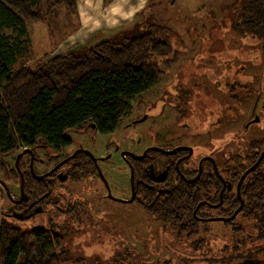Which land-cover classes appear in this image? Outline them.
<instances>
[{"label": "rangeland", "instance_id": "rangeland-1", "mask_svg": "<svg viewBox=\"0 0 264 264\" xmlns=\"http://www.w3.org/2000/svg\"><path fill=\"white\" fill-rule=\"evenodd\" d=\"M76 2L74 10L64 2L48 8L43 1L42 19H26L28 33L16 69L34 66L56 55L80 53L105 39L121 41L147 24L168 30L176 61L156 84L134 99L132 111L115 131L101 134L95 132L94 125L86 132L68 131L73 143L63 150L60 157L65 158L60 162H66V156L76 146H85L101 157L99 168L112 194L125 198L131 194L130 168L119 148L139 151L150 135L160 129L166 141L177 137L170 143L193 146L196 165L201 156L212 154L221 162L230 153H244L252 140L264 141V121L252 123L244 133L243 123L249 119L256 96L244 90L264 87V47L234 28L243 0ZM237 85L243 90L229 91ZM145 115L147 118L143 120ZM140 119L137 125H129ZM37 151L40 156L46 153L45 149ZM36 167L44 171L51 166ZM91 178L71 184L65 192L69 201L85 199L88 203L84 230L70 234L69 244L74 257L84 258L86 264H239L241 256L230 261L223 259L229 258L231 252L223 247L251 236L252 230L255 233L254 224L249 223L245 233L233 236L224 221L208 219L211 230L207 234L179 237L176 230L163 226L136 201L110 198L103 180ZM2 181L12 197L21 195V184ZM5 189L0 182L2 212L13 206ZM52 210L55 207L12 221L23 228H49L66 222L65 217L53 216ZM208 212L218 213L214 209ZM236 222L247 221L239 215ZM74 224L78 223L73 221ZM255 245L246 244L243 251L249 252L254 260H264V238H259ZM115 255L122 259L114 261Z\"/></svg>", "mask_w": 264, "mask_h": 264}, {"label": "trees", "instance_id": "trees-1", "mask_svg": "<svg viewBox=\"0 0 264 264\" xmlns=\"http://www.w3.org/2000/svg\"><path fill=\"white\" fill-rule=\"evenodd\" d=\"M43 1L48 3V8L64 2L77 9L76 0H0V177L14 185L21 184L15 166L17 153L26 148L35 151L46 147L54 152L50 160L55 161L60 156L55 152L72 142L68 131L95 125L100 133L113 132L129 116L134 99L156 84L176 61L168 30L147 24L121 41L105 39L80 53L68 52L16 69L28 33L26 19H42ZM234 28L264 47V0H243L240 19ZM256 147L261 149L260 145ZM259 149L252 157L242 159V171L258 156ZM89 159L87 154L79 153L62 167L64 175L60 168L49 176L39 177L31 173L29 161L21 158L28 206L36 201L35 207H55L52 215L65 217L66 222L49 228H23L12 218L31 217L32 210L17 205L21 208L17 211L24 216H14V204L7 212L0 210V264H86L84 258L74 257L69 244L70 234L84 230L88 203L76 199L67 201L63 207V200L71 184L95 176L96 169L88 166ZM148 162L149 159L134 161L135 178L140 179L135 198L139 206L163 226L176 230L179 237L207 234L210 224L195 217L193 211L203 199L219 201L221 181L213 173H209L208 180H204L203 174L193 183L175 177L166 188L145 173ZM235 171L234 178L238 181L242 171ZM242 196L245 204L239 215L247 222H236V217L224 225L237 236L253 223L255 233L252 230L251 236L224 246L225 251L231 252L229 258L223 259L230 261L241 256L239 264H264V260H254L249 252L243 251L246 244L256 246L258 239L264 238L262 163L248 176ZM239 204L237 195L227 190L218 214L230 215ZM205 207L197 214L210 215ZM73 221L78 224L72 225ZM121 259L113 257L114 261Z\"/></svg>", "mask_w": 264, "mask_h": 264}, {"label": "flooded vegetation", "instance_id": "flooded-vegetation-1", "mask_svg": "<svg viewBox=\"0 0 264 264\" xmlns=\"http://www.w3.org/2000/svg\"><path fill=\"white\" fill-rule=\"evenodd\" d=\"M238 89L243 90V87H241V85H237L234 88H230L229 91H231L233 93V92H236ZM247 90L250 93V96H252L253 94H256V96H255V102H254L253 108L251 109V113H249L250 115H248L249 119L243 123L244 133L246 132V129H248L251 126L252 123L264 121V87L258 88L255 86H251L248 89H245L244 92ZM232 98H234V97L232 96ZM146 118H147V116L145 115L143 120H145ZM141 121L142 120L140 119L138 121L129 123V125H131L133 123L135 125H137ZM91 128H93V125L88 127L85 130H81V131L73 130V131L86 132L87 130H89ZM186 129L189 132L191 131V129H188V128H186ZM160 130H158L157 133H153L152 135H150V138H148V143L145 144L143 146V148H138L139 151L138 150L136 151V150H133L130 148H119V149H121V155L123 156L124 160L127 162L128 166L130 168V190H131V194H130V196L125 197V198H119V197H116L112 194L110 185H109L108 181L105 179L103 173L101 172V169L99 168L98 160L101 157H98L95 154H93L85 146H80V147L78 146V148L76 146L75 148H77V149L74 148L72 150V152L69 153L66 157L68 159V157H70L72 155L73 156L70 159L66 160V162H64L60 166H59V164L61 163L60 161L62 159H64L65 157L57 156V160H55V161L50 160L52 157L51 155H53L54 152H50L49 149H46V147H39L35 151L32 150V152H33V163H32V153L28 152V151L24 152L23 155L19 158L18 166L16 165V159H17L18 154L20 152L17 153L16 159H15V166L18 169L19 174H20L19 170H21L23 173V170L20 166V160H21V158H23L24 162H26L27 160L29 161V168L31 170V173L35 176L46 177V176H49L50 174L55 173V171H57L60 168H61V170H63L61 175H64L65 170H64V168L62 169V167L65 165V163H67L69 160H71L77 154L85 153L88 155V159L90 158L89 159L90 162L88 161L89 162L88 166L95 167V169H96V174L94 177L92 176L91 179H97V180L102 179L106 188H107L108 196L110 198L115 199V200L124 199L125 201H128V199L131 198L133 190L135 191V193H137V185L140 183L139 182L140 179L135 178L136 175H135L134 161L149 159L148 165L144 169L145 173L149 175V177L151 178V180L153 182L159 183V184H161V186H165L166 188H169L166 186V184L168 185L169 180L172 178H175V177L177 180L179 178H181L187 183H193V182L197 181L199 178H201L203 176V174L205 176L204 180L205 179L208 180L209 179L208 178L209 173L210 174L213 173L221 181V190L219 193V201L218 202H212V201H207L206 199H203L195 207V209L193 211V215L195 217H197L198 219H201L203 221H205L206 218L220 217V216L229 217L230 215H232L234 213V211L240 207V204L236 207V209L230 215H220L218 213L212 215L210 213V215H207V216H200L197 214V212L204 205L206 206L205 212H208V209H211V210L214 209V211L217 212L218 208L223 204L224 193L227 190L234 192L237 195V197L240 199V203H241V200H243L242 199L243 187L245 185L246 180L248 179V176L259 165H261V163L264 166V163H263L264 158L262 159V161L259 163V165L254 170L249 172L244 177L240 187L238 185L239 181H240L242 175L244 174V172L248 168L253 166L257 162L258 158L261 156L262 152L264 151V141L258 140V139L252 140V141H250V143L247 144L246 151L244 153L243 152L230 153L227 156H225L224 158L222 157L221 162H218L217 158L212 154L201 156L199 158L197 165H196L194 163V160L196 157L194 156L195 155V148L193 146H187L185 144L170 143L172 140H177V137H172L169 141H166V139H167L166 135H164V134L161 135L159 132ZM95 132H98L96 129V126H95ZM101 134H107V133H101ZM72 143H73V139H72V142L68 146H70ZM257 145H260L261 149L257 148L256 147ZM68 146L61 148L60 152H58V153L55 152V154L61 155L63 153V150L65 148H67ZM109 146H110V144H109ZM186 147H192V153L190 152V149L186 148ZM38 149H45L46 153L43 156H40V154L37 151ZM258 149L261 152L258 154V156H256V158L254 160H252L253 162H251V163L249 162L246 165V170L242 171L243 170L241 168L242 167V162H241L242 159L244 157L249 156V155H250V157H252V155H255V153L258 152ZM140 155H142V156H140ZM138 156H140V157H138ZM104 158H106V157H104ZM237 158H238V160H237ZM37 164L44 165L46 167L47 166H51V167H49L48 169H46L44 171H40L36 167ZM235 170L242 171L238 181H235V178H234V175L236 172ZM137 173H139V172H137ZM132 175L134 178V182L132 181ZM20 176H21V174H20ZM23 178H24V175H23ZM21 181H22V177H21ZM204 185H206V183H204ZM229 185H230V187H229ZM20 188L22 189V183H21ZM5 191H6V189H5ZM23 191H24V185H23ZM221 192H222V204L218 205V203L221 201V198H220ZM21 195H22V190H21ZM21 195H19L17 197H11L13 204L16 205V211H14V216L15 215L16 216H24L22 213H19V211H17L20 208L18 206H22V208H25V210H27V209L32 210V212L29 214L31 217L37 215V213L40 214V210L44 209V208H41L39 206L35 207L36 201H33L28 206V203L26 202V201H28V196L24 195V193H23V195L26 196V198L24 200H22L21 202H18L17 200H19ZM64 197L66 198V195ZM116 198H118V199H116ZM135 198H136V196H135ZM66 200H67V198H66ZM83 200H85V199H83ZM67 201H69V200H67ZM118 201H120V200H118ZM134 201H135V199H134ZM128 202H130V201H128ZM243 202H244V200H243ZM244 204L245 203H243V206H244ZM66 205L67 204H64V200H63V207H65ZM243 206H242V208H243ZM49 207H51V206H47V208H45L42 211L45 212L47 209H51ZM240 213H241V210L237 213L235 218L238 217Z\"/></svg>", "mask_w": 264, "mask_h": 264}, {"label": "water", "instance_id": "water-1", "mask_svg": "<svg viewBox=\"0 0 264 264\" xmlns=\"http://www.w3.org/2000/svg\"><path fill=\"white\" fill-rule=\"evenodd\" d=\"M186 148H189V149H190V152L192 153V147H186ZM26 151L32 153V163H33V152H32V149H31V148H26V149H24L22 152H20V153L18 154V157H17V159H16V165H17V166H18L19 158H20V157L23 155V153L26 152ZM145 153H146V152H145ZM72 156H73V155H72ZM72 156L68 157V159H70ZM140 156H142V155H140ZM140 156H138V157H140ZM263 158H264V151L262 152L261 156L258 158L257 162H256L253 166H251L250 168H248V169L244 172V174L242 175V177H241V179H240V181H239V184H238L239 187H240V185H241V183H242L244 177H245L249 172H251L252 170H254V169L259 165V163L262 161ZM68 159H67V160H68ZM63 163H64V162H61V163L59 164V166H60L61 164H63ZM32 169H33V168H32ZM19 171H20V174H21V177H22V189H21V190H22V195H21V197L19 198V200H17V201H18V202H21L22 200H24V199L26 198V196L23 195V193H24V191H23V181H24L23 173H22L21 170H19ZM132 181L134 182L133 175H132ZM0 182L3 183L4 187L6 188L7 194L9 195V197H12V196H11V193H10V191H9V188L7 187V185H6L1 179H0ZM229 187H230V185H229ZM222 191H223V190H222ZM135 196H136V193H135V191L133 190V192H132V196H131V198L128 199V201H130V202L134 201ZM113 198H114V197H113ZM220 198H221V201L218 203V205H221V204H222V192H221V194H220ZM116 199H118V198H116ZM118 200H120V201H125L124 199H118ZM15 201H16V200H15ZM243 203H244L243 200H241L240 207H239L237 210H235L234 213H233L232 215H230L229 217H222V216H220V217H211V218H207V219H205V221L208 220V219H210V221H216V220H223L224 222L232 221V220L235 219V216L237 215V213L241 210V208H242V206H243Z\"/></svg>", "mask_w": 264, "mask_h": 264}]
</instances>
